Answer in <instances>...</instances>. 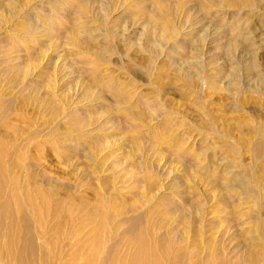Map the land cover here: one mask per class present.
<instances>
[{
  "label": "rangeland",
  "instance_id": "obj_1",
  "mask_svg": "<svg viewBox=\"0 0 264 264\" xmlns=\"http://www.w3.org/2000/svg\"><path fill=\"white\" fill-rule=\"evenodd\" d=\"M234 1L0 0V264H129L137 216L164 264H264V0Z\"/></svg>",
  "mask_w": 264,
  "mask_h": 264
},
{
  "label": "bare ground",
  "instance_id": "obj_2",
  "mask_svg": "<svg viewBox=\"0 0 264 264\" xmlns=\"http://www.w3.org/2000/svg\"><path fill=\"white\" fill-rule=\"evenodd\" d=\"M103 1V0H102ZM106 2V1H105ZM111 3V2H110ZM139 3V2H138ZM106 5V4H105ZM108 5V4H107ZM121 5V4H120ZM181 6L183 5L184 7H182V8H185V4H180ZM186 6H188V5H186ZM106 8H107V6H105ZM109 7V6H108ZM135 7V6H134ZM208 7V6H207ZM229 7H233V8H236V1H234V0H229ZM105 8V9H106ZM78 9H81V7H78ZM210 9V8H209ZM106 11H107V9H106ZM34 12V11H33ZM163 12H164V10L163 9H161L160 10V12H159V15H160V19L162 18V20H168V13L166 12V13H164V15H163ZM180 13V12H179ZM175 14V13H174ZM32 15V14H31ZM78 15H79V13H78ZM81 15V14H80ZM84 15V14H83ZM168 15V16H167ZM36 16H38V15H36ZM82 16V15H81ZM32 17V16H31ZM77 17H79V16H77ZM52 19L53 18H51L50 20L52 21ZM82 19V18H81ZM80 19V20H81ZM85 19V18H84ZM29 20H31V19H29ZM49 21V20H48ZM156 21H157V19L155 18V17H152V18H150L149 19V21L148 22H146V26H147V30H148V33H147V38H148V41H149V43H151L150 41V39H151V34L152 33H155V31L156 30H151V28L153 27V26H156ZM34 22H35V25L37 24V21H35L34 20ZM173 22V21H172ZM28 23V22H27ZM53 23V22H52ZM56 24H57V21H56ZM24 25V24H23ZM35 25L32 23V21H30L29 22V25H28V27L29 28H27V29H25V31L23 32V34L24 35H35L36 33H37V31H36V28L38 27V26H36L35 27ZM38 25V24H37ZM55 25V24H54ZM25 26V25H24ZM27 26V25H26ZM75 27V29H73V30H68L65 34L67 35V37H68V39L70 40V44L71 45H73V46H76L77 47V49H79V50H81L82 49V44H83V38H86V37H84L83 35V33L84 32H86V31H84L83 30V26H81L79 29H81V30H78L77 29V27L76 26H74ZM47 28H49V30L52 28V26L50 27V25H48V27ZM65 28V27H64ZM39 29V28H38ZM58 28H54V31H53V33H52V35H50V37H54L55 39H59V38H57V37H60V36H56L55 37V35L53 36V34H56V32L58 33V32H60L61 31V29H60V31L59 30H57ZM51 31V30H50ZM61 33V32H60ZM238 34H242V32L241 33H238ZM63 35V34H62ZM81 35H82V37H81ZM86 35V34H85ZM168 36V34L165 32V33H163V39L164 40H168L169 38L167 37ZM244 36V35H243ZM111 37V36H110ZM170 37V36H169ZM175 37V36H174ZM61 38H63V37H61ZM60 38V39H61ZM240 40L242 41V43L243 44H246V42L248 41V39H242V36L240 37ZM57 41H59V40H57ZM61 41H62V39H61ZM85 42V41H84ZM241 43V45H242V47L243 46H245V45H243ZM110 44V43H109ZM240 45V46H241ZM111 47V46H110ZM112 48V47H111ZM178 48V47H177ZM26 49H28L27 51H29L30 49L32 50V48H26ZM244 50L246 51V49L244 48ZM23 52V51H22ZM31 52V51H30ZM34 52V51H33ZM101 52V51H100ZM244 52V51H243ZM32 54V53H31ZM30 55V54H29ZM29 55H27V56H29ZM98 55H102V53H99ZM179 55H181V54H179ZM255 56H256V54H255ZM254 56V57H255ZM31 57V56H30ZM99 58H100V56H99ZM104 58V57H103ZM178 58V57H177ZM35 59V58H34ZM32 60H33V58H32ZM32 60H30L31 61V63L29 64V65H27L26 67L27 68H29V69H32V65H33V62H32ZM19 61V60H18ZM187 62V61H186ZM6 63V62H5ZM85 64V63H84ZM186 64H188V63H186ZM89 65V64H88ZM30 66H31V68H30ZM34 66V65H33ZM25 66H24V68H26ZM89 67V66H88ZM34 68H35V66H34ZM90 68V67H89ZM88 68V69H89ZM11 68L9 67V66H6L5 65V68H4V72H7V74H10V72H11ZM27 71H29L30 72V70H27ZM238 71V70H237ZM237 71H235V72H233L232 73V78H233V81L234 82H238V77H239V75L237 74ZM18 71H16V72H13V73H17ZM20 73V72H19ZM26 73V72H25ZM24 73V74H25ZM31 73V72H30ZM30 73H26L28 76H30L29 74ZM25 74V75H26ZM186 74V73H185ZM27 75L26 76H24L23 75V78H27ZM25 78V79H26ZM237 80H236V79ZM232 83V82H231ZM107 82L105 83V86L106 87H102L103 89L104 88H106V89H109V90H111L114 94H115V98H116V100H117V102L116 103H118V104H121L122 102H123V99H125V97H124V94L122 93V92H120V91H118L117 92V90H115V88H114V86H113V84H109V86L107 87ZM35 88V87H34ZM94 89V88H93ZM117 89V88H116ZM40 90V89H39ZM95 90V89H94ZM101 90V89H100ZM115 92H114V91ZM37 92V91H36ZM89 92V90L87 91V93ZM32 93H35L34 92V89H32ZM38 93V92H37ZM37 93H35V94H37ZM93 97V96H92ZM126 97H127V95H126ZM51 106V105H50ZM52 109H54L53 107H52ZM110 120V119H109ZM2 148V147H1ZM5 148V147H4ZM261 149V144H258L257 146H256V151H259ZM2 150H4L3 148L0 150L1 152H3ZM4 153V152H3ZM0 161H3V159L1 160V158H0ZM1 163V162H0ZM2 166H0V168L1 167H3V169H4V166H3V162H2V164H1ZM3 171V170H2ZM2 171L0 170V172L2 173ZM1 177H2V175H0ZM3 176H4V174H3ZM0 177V178H1ZM239 177V176H238ZM236 178V177H235ZM241 177H239V178H237V181H240V184L242 183V181H244V179H240ZM1 181V180H0ZM4 181L2 180V182H1V184L3 185L4 183H3ZM235 183V182H234ZM237 183V182H236ZM0 184V185H1ZM247 184V183H246ZM2 185H1V187H2ZM243 185V184H242ZM2 192V191H1ZM0 192V193H1ZM37 192L38 193H41V191L38 189L37 190ZM14 198V197H13ZM16 199V198H15ZM14 199V200H15ZM34 199H35V197L33 196L31 199H30V201H31V203H32V206H33V208H40L41 209V206L39 205V204H37L36 202H34ZM20 201V200H19ZM16 202V201H15ZM23 204V203H22ZM198 208V207H197ZM196 209V208H195ZM21 211V210H20ZM99 211H100V209H99ZM42 212V211H41ZM101 212V211H100ZM38 213H40V212H38ZM102 213H103V211H102ZM38 216V215H37ZM97 218H98V225H99V229H102L103 227L104 228H106L107 227V224H106V221L103 219L104 217H102L101 215H97ZM142 217H139V216H137V217H133V218H131L130 220H129V227H130V229H129V232H130V235H129V237H131V239L130 240H134V241H136V243L134 244L135 246V249L137 248V251L135 252V254L133 255V256H131V259H130V261H129V264H164L165 263V261H167V260H165V258H167L166 257V253L168 254H170V253H172V251L174 250L173 249V241H171V240H169V239H166V238H162V241H160L159 242V244L157 245L156 243H153L152 241H150V239L149 238H147L146 236V238H141V235L139 234V231H141V230H143L144 231V228H145V226H143L144 228H142L141 227V223H142ZM97 225V226H98ZM98 228V227H97ZM149 228V227H148ZM151 228H149V230H150ZM150 233H152V232H150ZM145 235V234H144ZM171 236V235H170ZM173 239V238H172ZM117 242V241H116ZM118 244V243H117ZM133 245V244H132ZM175 245V244H174ZM108 252H109V254H114V255H116L115 253H118V251H119V245H111V247L110 248H108ZM172 250V251H171ZM106 251H107V249H106ZM109 256V255H108ZM112 256V255H111ZM110 258V257H109ZM114 258V259H113ZM194 258V257H193ZM168 259V258H167ZM192 260L191 259V257L190 258H187V256L186 255H183V254H181V255H174V258L172 257V264H182V263H184L185 261H187V260ZM116 260V257L114 256V257H112V258H110V261H106V263L107 264H110V263H115L114 261ZM209 261V260H208ZM169 262H170V259H169ZM192 262V261H191ZM210 262V261H209ZM201 263V262H200ZM205 264V263H204ZM211 264V263H210Z\"/></svg>",
  "mask_w": 264,
  "mask_h": 264
}]
</instances>
